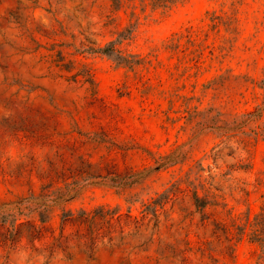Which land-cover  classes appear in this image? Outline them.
Here are the masks:
<instances>
[{
  "label": "rangeland",
  "instance_id": "374dc122",
  "mask_svg": "<svg viewBox=\"0 0 264 264\" xmlns=\"http://www.w3.org/2000/svg\"><path fill=\"white\" fill-rule=\"evenodd\" d=\"M263 80L264 0H0V264H264Z\"/></svg>",
  "mask_w": 264,
  "mask_h": 264
},
{
  "label": "trees",
  "instance_id": "16d2710c",
  "mask_svg": "<svg viewBox=\"0 0 264 264\" xmlns=\"http://www.w3.org/2000/svg\"><path fill=\"white\" fill-rule=\"evenodd\" d=\"M114 51L112 45H108L107 47L102 49V52L106 53V54H111ZM127 56L121 55L119 52L116 54V60L119 63H126L128 62ZM264 81V80H263Z\"/></svg>",
  "mask_w": 264,
  "mask_h": 264
}]
</instances>
